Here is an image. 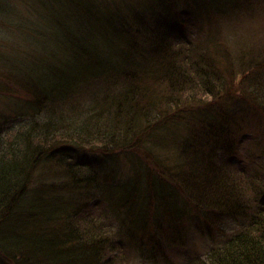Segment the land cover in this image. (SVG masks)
<instances>
[{
	"label": "trees",
	"instance_id": "16d2710c",
	"mask_svg": "<svg viewBox=\"0 0 264 264\" xmlns=\"http://www.w3.org/2000/svg\"><path fill=\"white\" fill-rule=\"evenodd\" d=\"M23 2L29 47L0 49V264H122L118 241L179 247L183 222L213 240L186 264H264V53L180 47L213 10L264 20V0ZM231 98L262 134L240 162ZM95 144L129 173L73 159Z\"/></svg>",
	"mask_w": 264,
	"mask_h": 264
},
{
	"label": "rangeland",
	"instance_id": "374dc122",
	"mask_svg": "<svg viewBox=\"0 0 264 264\" xmlns=\"http://www.w3.org/2000/svg\"><path fill=\"white\" fill-rule=\"evenodd\" d=\"M6 1L10 9L7 13L0 12V49L3 50L0 51L3 53L6 51L10 54L13 53V51L14 53L19 52L20 49H17L18 46L19 48L23 47L22 49L25 48V50L29 47L28 39L24 37L25 31H22L21 29L24 25H30L32 15L29 11L31 2H23V0ZM247 13L246 9L243 8L234 13H225L224 11L220 13L213 10L210 16L206 19H201V22L194 24L186 31L184 41L180 43V47H182L183 50L186 49L189 54L192 50L204 52L207 47L213 49L217 45L220 48L227 45L232 49V53H234L236 52V47H238L236 39L238 42L241 41L242 43L245 41L250 42V39L255 42L257 39L258 44L256 47L260 48L264 53V20L257 17L259 14L250 17ZM13 43L15 44V47H11ZM7 45L9 46V49L6 50ZM58 55L59 52H56V56ZM239 87H241V84ZM234 101L235 100H232L231 98L230 102L226 105L229 107L228 112L232 115V106L234 105L237 111L241 110V116H238L239 120L242 121L241 125L243 130L247 134L246 140L248 139L245 143H242L234 153L233 159L240 162L241 159L244 160L247 158L248 151H254L253 149L255 148L256 141L262 134L258 127L259 118L257 120L256 116H250V114H248V110L245 107V102L243 100V102L240 103H234ZM2 102L3 100L0 99L1 104ZM249 122L253 124L254 134L252 131L251 133H248L245 129L246 124ZM100 148L102 147L95 144V146L74 151L73 159L88 161L91 163L90 165H99L103 172H118L119 174L117 175L121 176L129 173L128 164L124 158L117 156L103 158L102 150ZM43 170H45V168ZM94 213L95 214L93 215H101L99 209H95ZM126 223L128 224V222L123 221V219L114 221V227H112L113 232H119L121 225L124 226ZM181 228V239H185V241L179 247L164 246L163 243L158 245L155 242L153 244L152 242H147L143 245L140 243L139 245L141 249H139L126 241H118L121 243H118V245L122 249L117 251V253H123L122 264H186L188 258L205 257L207 248L213 244V240L209 239L212 233L203 225L201 228H196L192 225L186 224V222H183ZM153 229L154 228H152V231ZM137 249H139V251H137ZM141 255L144 257L142 258Z\"/></svg>",
	"mask_w": 264,
	"mask_h": 264
}]
</instances>
